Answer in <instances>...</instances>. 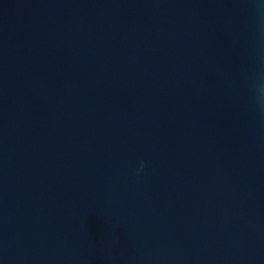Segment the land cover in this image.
<instances>
[{
	"label": "water",
	"instance_id": "water-1",
	"mask_svg": "<svg viewBox=\"0 0 264 264\" xmlns=\"http://www.w3.org/2000/svg\"><path fill=\"white\" fill-rule=\"evenodd\" d=\"M0 264H264V0H0Z\"/></svg>",
	"mask_w": 264,
	"mask_h": 264
},
{
	"label": "clouds",
	"instance_id": "clouds-1",
	"mask_svg": "<svg viewBox=\"0 0 264 264\" xmlns=\"http://www.w3.org/2000/svg\"><path fill=\"white\" fill-rule=\"evenodd\" d=\"M141 167H143V165L141 164Z\"/></svg>",
	"mask_w": 264,
	"mask_h": 264
}]
</instances>
